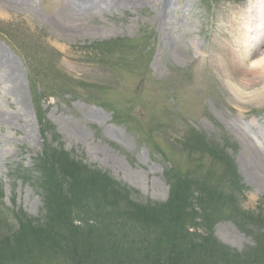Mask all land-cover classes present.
<instances>
[{
  "label": "rangeland",
  "instance_id": "rangeland-1",
  "mask_svg": "<svg viewBox=\"0 0 264 264\" xmlns=\"http://www.w3.org/2000/svg\"><path fill=\"white\" fill-rule=\"evenodd\" d=\"M247 1L254 0H24L0 6V220L10 238L29 221L50 226L64 240L54 253L32 246L27 236L22 259L9 264H74L89 253L84 264H169L170 245L162 240L171 230L167 222L154 229L136 216L138 224L122 219L116 228L104 215L108 207L93 219L75 207L67 219L53 221L45 173L53 168L52 154L62 153L80 169L107 174L129 191L131 202L149 206L168 202L174 177L200 176L210 193L216 183L228 191L230 182L221 178L225 165L196 149L199 141L189 140L195 134L231 157L242 192L234 190L235 207L214 203L210 213L202 189L182 185L193 200L175 230L197 255L207 239V251L213 241L225 257L198 262L192 255L182 264L252 262L248 257L264 235L258 223L264 219V94L257 93L264 82L248 66L264 54L237 64L225 33ZM248 80L257 85L238 87ZM240 93L259 97L241 103ZM52 173L63 191L71 188L60 168ZM99 234L106 239L95 238ZM90 236L97 243L88 242ZM81 244L77 254L67 252Z\"/></svg>",
  "mask_w": 264,
  "mask_h": 264
},
{
  "label": "trees",
  "instance_id": "trees-1",
  "mask_svg": "<svg viewBox=\"0 0 264 264\" xmlns=\"http://www.w3.org/2000/svg\"><path fill=\"white\" fill-rule=\"evenodd\" d=\"M196 140L199 141V136L196 137ZM204 141L205 140L203 139L201 143L206 150L208 144ZM209 146L210 156L216 159V163H220V165H225L226 167L221 176L222 182L225 185L228 182H231L228 186V191L218 190L216 183L213 185L211 193L210 186L208 185L206 178L201 179L198 185L197 181L193 183V185L202 189L203 197H209V205L211 206L209 212L212 213L216 211L214 203L216 205L219 203H225L227 205L233 204L232 207H235L234 190H239V187L242 189V186L239 183V178L232 159L222 150L218 149V147L214 144ZM50 160L51 163H53V168L50 171H46L45 176L47 179L48 188L50 190V197L53 199L49 200L48 196L46 203L48 201L53 202V207L48 209V214L51 215V219L53 221H58L61 219L63 220L64 217L67 219L68 215L70 216L72 209L75 207L83 208L85 212H89V215H91L92 219L93 216L98 213V211L100 212L105 207H108V210L104 212L105 214H101H104L108 219L109 216H112V218L109 220L113 221V227L116 228H120V226L122 227V223L119 222L122 221V219L132 224H138L137 217L140 216L144 217L145 219L139 224L151 223L150 227L154 229L159 228V226L163 225L164 222L170 224L171 230L168 232V236L167 232H165L163 235L166 239L162 237V240L164 239L170 245V252L167 253L168 258L166 257L169 264H182V262H189L192 258V255L197 259L198 262H203V259L206 258L207 255L210 256L212 262H216V260L221 262L223 259H225L223 255L218 256L220 252L219 250L215 252L217 249L215 248L216 244L213 241L210 243L212 246L210 249L212 250L211 254L209 251H207V247L209 245L207 239H205V241L200 244V250L202 252H200L198 249L199 254L197 255L192 249V245L187 246L184 238H180L181 234L179 233V229L178 231L175 230L177 227L182 228L185 217L190 214L188 212L190 210L189 199L190 197H193L189 194V192H187V189L185 190L187 186H182L183 184H188V179L186 181L180 178L176 179V187L172 188L170 199L162 206L139 205L131 202L129 200V191L126 190V188L121 187L120 184L112 180L107 174L101 173L98 170H94L86 166H82L80 169V166L77 164V162L68 159V157L64 156L62 153L55 152V155L52 154ZM54 166L60 168L63 171V174L66 173L67 177L71 178V188L69 187L65 191L62 190L60 181L58 180L57 176L52 173ZM227 174H230V176L227 177ZM228 198L232 199V201H230ZM112 209H114V211H111ZM258 223L260 226L264 227V219L261 221L259 220ZM20 228H23V231L20 230V232L14 235L11 234V239L9 235L5 233L8 231L6 222L3 221V218L0 220V264H9L10 262L15 261L18 262L19 259H22V254L26 252L23 247L25 245L24 242H26L25 239L27 236L31 238L30 242L32 246L44 245L49 248L50 252L54 253H58V250H61V242L64 241L62 239L63 235L59 231L52 233V228L50 226L40 229L35 226H31L30 222L26 221L25 223L20 224ZM71 228L73 229L74 226L69 224L68 229L71 230ZM86 235L89 236L88 232L87 234H84V236ZM79 236L83 235L79 234ZM100 236L101 235L99 234L95 238ZM98 239L106 238L100 237ZM89 240L93 241L92 244L97 243L96 240L94 241L92 236H90L88 242ZM11 241H23V244L20 246L17 244L13 247L10 244ZM81 241H84V239ZM181 244L184 245L181 246ZM83 246L84 244L78 245V247H69L67 248V252L70 250L72 255L77 254L78 250H81ZM94 249V246L92 250L90 248L91 252L94 251ZM213 251L215 252V255L213 254ZM252 252L254 253L248 257L252 262L243 263L257 264V262H264V235L258 238L256 241V247ZM223 254L226 256L225 252H223ZM89 255L90 253L86 254L83 259L77 258L76 260L72 258L74 264H84L85 261L89 262ZM119 255L120 256L118 257L122 258V254ZM94 259L95 261H98V259L95 257ZM233 260L238 261L239 258H235ZM222 263L238 264L239 262Z\"/></svg>",
  "mask_w": 264,
  "mask_h": 264
},
{
  "label": "bare ground",
  "instance_id": "bare-ground-1",
  "mask_svg": "<svg viewBox=\"0 0 264 264\" xmlns=\"http://www.w3.org/2000/svg\"><path fill=\"white\" fill-rule=\"evenodd\" d=\"M23 1L24 0H0V6L2 5L4 6L5 4L9 6H14L17 4H23ZM162 1H164L165 3L167 2V0H162ZM258 5L260 10L259 8H257ZM251 15L253 19L260 16L264 18V0H254L252 2L251 1L245 2L243 8L232 16V18L235 21L231 24H228L227 28L225 29L228 36V44H232V46H234V49H232L233 61L241 65H245L247 62L251 61V58H253L255 55L264 54V40L262 39L264 37V22L261 23L262 26L261 28L255 26L252 29V32L257 35L254 46L248 44V40H247V35L249 34L248 25H249V21L251 20L250 17ZM257 47H259V49ZM248 68L250 71L254 72L256 76L264 80L263 56L258 57L255 60H252ZM255 85H257V83H255L254 80H248V82H246L243 85H241L238 82V87L242 89L251 88L254 87ZM235 91L238 90L236 89ZM257 93L264 94V83L261 85L260 90ZM254 95L255 94H247V95L241 94L238 96V101L241 103H246V100L255 99L257 97V95L255 96Z\"/></svg>",
  "mask_w": 264,
  "mask_h": 264
}]
</instances>
